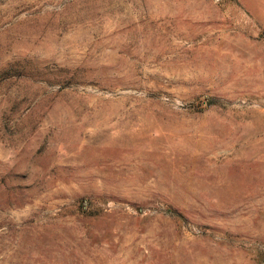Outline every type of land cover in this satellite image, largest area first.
Masks as SVG:
<instances>
[{"label": "rangeland", "instance_id": "1", "mask_svg": "<svg viewBox=\"0 0 264 264\" xmlns=\"http://www.w3.org/2000/svg\"><path fill=\"white\" fill-rule=\"evenodd\" d=\"M0 264H264V0H0Z\"/></svg>", "mask_w": 264, "mask_h": 264}]
</instances>
